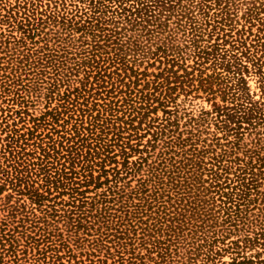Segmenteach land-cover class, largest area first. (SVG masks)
<instances>
[{"label": "trees", "instance_id": "16d2710c", "mask_svg": "<svg viewBox=\"0 0 264 264\" xmlns=\"http://www.w3.org/2000/svg\"><path fill=\"white\" fill-rule=\"evenodd\" d=\"M0 264H264V0H0Z\"/></svg>", "mask_w": 264, "mask_h": 264}, {"label": "rangeland", "instance_id": "374dc122", "mask_svg": "<svg viewBox=\"0 0 264 264\" xmlns=\"http://www.w3.org/2000/svg\"><path fill=\"white\" fill-rule=\"evenodd\" d=\"M250 83H251L252 89L255 90V88H256V81L254 79H251L250 80ZM182 98L183 97H181L180 100H182ZM193 105H194L195 108H199L201 106L202 107L209 108V104L204 99H196V100H194Z\"/></svg>", "mask_w": 264, "mask_h": 264}]
</instances>
